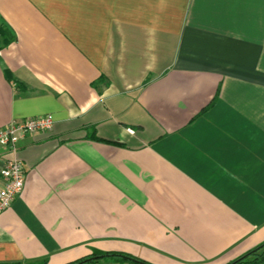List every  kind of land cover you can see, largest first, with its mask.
<instances>
[{
  "label": "crops",
  "instance_id": "1",
  "mask_svg": "<svg viewBox=\"0 0 264 264\" xmlns=\"http://www.w3.org/2000/svg\"><path fill=\"white\" fill-rule=\"evenodd\" d=\"M46 114L16 143L0 263L227 264L264 242V0H0V127Z\"/></svg>",
  "mask_w": 264,
  "mask_h": 264
},
{
  "label": "built area",
  "instance_id": "2",
  "mask_svg": "<svg viewBox=\"0 0 264 264\" xmlns=\"http://www.w3.org/2000/svg\"><path fill=\"white\" fill-rule=\"evenodd\" d=\"M53 118L50 114L11 121L0 127V146L7 148L13 156L4 161L0 167V212L6 209L24 185V169L15 155L16 143L24 134L48 131L52 128Z\"/></svg>",
  "mask_w": 264,
  "mask_h": 264
},
{
  "label": "trees",
  "instance_id": "3",
  "mask_svg": "<svg viewBox=\"0 0 264 264\" xmlns=\"http://www.w3.org/2000/svg\"><path fill=\"white\" fill-rule=\"evenodd\" d=\"M116 256H121L120 254H116ZM128 259H131L135 262H139L141 264H150L148 262H145L143 260L130 257ZM85 258L77 259L69 264H82L85 262ZM248 262H259L264 264V242L257 245L252 250L248 251L247 253L239 256L238 258L228 262L227 264H246ZM0 264H9V263H0ZM11 264H20V263H11Z\"/></svg>",
  "mask_w": 264,
  "mask_h": 264
},
{
  "label": "water",
  "instance_id": "4",
  "mask_svg": "<svg viewBox=\"0 0 264 264\" xmlns=\"http://www.w3.org/2000/svg\"><path fill=\"white\" fill-rule=\"evenodd\" d=\"M126 258H130V257H128V256H126ZM92 258H88V259H86L85 261H89V260H91Z\"/></svg>",
  "mask_w": 264,
  "mask_h": 264
}]
</instances>
